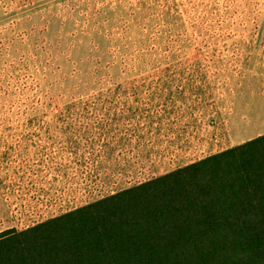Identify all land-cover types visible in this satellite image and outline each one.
<instances>
[{
  "label": "rangeland",
  "instance_id": "374dc122",
  "mask_svg": "<svg viewBox=\"0 0 264 264\" xmlns=\"http://www.w3.org/2000/svg\"><path fill=\"white\" fill-rule=\"evenodd\" d=\"M264 135V0H0V232Z\"/></svg>",
  "mask_w": 264,
  "mask_h": 264
},
{
  "label": "trees",
  "instance_id": "16d2710c",
  "mask_svg": "<svg viewBox=\"0 0 264 264\" xmlns=\"http://www.w3.org/2000/svg\"><path fill=\"white\" fill-rule=\"evenodd\" d=\"M0 264H264V135L0 232Z\"/></svg>",
  "mask_w": 264,
  "mask_h": 264
}]
</instances>
